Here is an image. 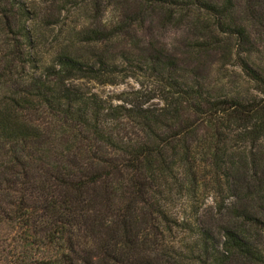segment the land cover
I'll list each match as a JSON object with an SVG mask.
<instances>
[{"label": "trees", "instance_id": "obj_1", "mask_svg": "<svg viewBox=\"0 0 264 264\" xmlns=\"http://www.w3.org/2000/svg\"><path fill=\"white\" fill-rule=\"evenodd\" d=\"M60 3L91 19L71 36L85 53L63 46L37 77L19 65L32 66L27 51L41 36L35 19L14 0H0V223L17 229L18 260L264 264V219L256 213L240 212L244 225L217 241L212 229L171 210L173 189H197L201 167L229 177L264 164L250 166L235 151L239 142H264V74L252 58L256 33H264V0ZM109 6L113 16L99 20ZM171 35L180 39L170 42ZM182 46L235 58L263 97L211 94L199 60L179 56ZM140 70L165 88L164 108L106 107L68 85ZM29 111H42L50 126L32 123ZM263 193L264 185L254 193L262 204Z\"/></svg>", "mask_w": 264, "mask_h": 264}, {"label": "rangeland", "instance_id": "obj_2", "mask_svg": "<svg viewBox=\"0 0 264 264\" xmlns=\"http://www.w3.org/2000/svg\"><path fill=\"white\" fill-rule=\"evenodd\" d=\"M14 1L22 5L28 15L35 19L41 35L39 40L37 39L39 45L27 51L31 55L29 57L33 58L32 66L29 62H23L24 59L19 60L24 76L29 74L40 77L45 72L44 68L53 64L55 56L63 46H70L81 54L84 52L85 45L71 42V36L72 32L90 23L91 19L87 14L81 16L76 8L62 10L60 0ZM113 14L114 8L109 6L100 14L99 20L109 21ZM178 39H180L178 36H169L170 42ZM256 39L257 45L252 58L255 66L264 74V33H256ZM3 40L4 38L0 36V47L4 44ZM19 52L25 53L26 49H19ZM188 53H193V57L199 60L197 64L202 67L200 72L211 94L242 97L246 100L263 97L256 83L247 77L235 58L224 61L220 55L191 52L185 46L180 47L178 54L183 59L189 57ZM193 66H196V63ZM132 74L122 72L121 75L113 77V82L108 79L106 81L79 79L69 81L68 85L106 107L122 105L129 108L132 102H136L142 103L144 108L160 110L167 105L164 99L165 88L155 76L144 70L138 71L135 76ZM28 117L37 126L42 128L50 126L51 120L42 111H29ZM236 135L234 133L232 137ZM127 136L134 138L136 133L130 129ZM235 151L247 157L250 166L252 161L259 163L260 158L264 163V142L258 145L239 142ZM200 170L197 175L199 177L197 189L191 191L187 185L173 189L171 210L176 217L212 229L217 241L224 240L226 228L244 225L238 217L242 211L256 213L264 219V204L260 202L263 198L254 194L258 187L264 185V164L250 170L247 168L238 176L229 173V177L214 176L211 167H201ZM184 176L180 178L186 182ZM261 196H264V193ZM15 230L17 231L12 223L6 221L0 223V264H25L18 260L21 259L18 257V251L15 252L16 245L13 240L18 235Z\"/></svg>", "mask_w": 264, "mask_h": 264}]
</instances>
